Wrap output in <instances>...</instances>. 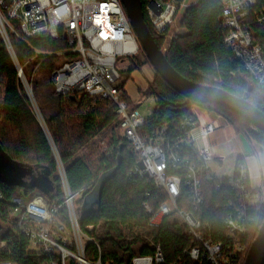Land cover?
I'll list each match as a JSON object with an SVG mask.
<instances>
[{
	"label": "trees",
	"instance_id": "trees-1",
	"mask_svg": "<svg viewBox=\"0 0 264 264\" xmlns=\"http://www.w3.org/2000/svg\"><path fill=\"white\" fill-rule=\"evenodd\" d=\"M141 1L145 22L162 49L166 36H157L145 12L147 2ZM263 5L264 0H258L257 6ZM222 13L221 0H200L198 4L188 7L180 21L187 34L174 37L166 53L168 62L187 80L221 88L264 111V88L257 86L237 60L234 51L225 44ZM257 32L264 35V28L258 27ZM10 39L19 63L24 66V74L32 64H40V68L54 71L60 65L57 66L60 60L64 62L71 59V56L65 55L38 57L31 49L34 47L47 54L67 50L69 46L62 36L59 39H32L29 43L31 47L15 36ZM135 65L132 64V70H135ZM41 85L39 82L34 83L33 91L42 106L47 131L31 110L14 60L0 35V193L3 196L0 199V264H41L43 260V257L30 250L26 235L12 224L10 202L21 196L23 190L29 194L34 189L26 179L20 180L15 176L8 164L32 167L36 173L45 172L56 186V191L48 196L51 204H62L65 195L58 161L64 166L67 185L74 195L80 228L87 231L92 227L89 235L100 246L99 250L92 243L88 245V259L97 261L101 254L103 264H132L137 255L155 253L145 238L147 236L161 244L166 264L179 259L186 264H207L195 262L185 254L195 243L186 236L183 226L173 217H169L162 228L153 229L149 226L150 215L143 205L147 203L158 210L167 196L149 178L138 180L137 184L127 181L130 171L139 164V157L132 151L124 129L117 122L115 104L85 92L60 95L53 84L45 88ZM121 85L124 89L125 85ZM145 95L155 97L157 103L152 116L140 130L143 133L166 123L177 124L191 114L193 107L206 106L188 100L159 75ZM207 107L228 121L237 134L245 135L248 140L252 139L264 148V133H255L250 121L221 105ZM115 122L117 125L105 146L95 149L90 155L77 156L88 141ZM76 128L78 133H74ZM104 177L109 178L104 181ZM204 193L205 201L195 212V216L203 222V235L206 240L225 242L228 235L224 223L228 213L225 205L235 200V193L227 181L219 191H216L215 182H208ZM94 199L95 208L87 210L86 202ZM62 218L69 226L66 207L62 210ZM256 219L257 222L242 240L248 252L264 223V205ZM248 252L237 264H245Z\"/></svg>",
	"mask_w": 264,
	"mask_h": 264
},
{
	"label": "built area",
	"instance_id": "built-area-1",
	"mask_svg": "<svg viewBox=\"0 0 264 264\" xmlns=\"http://www.w3.org/2000/svg\"><path fill=\"white\" fill-rule=\"evenodd\" d=\"M146 2L145 12L151 26L157 36H166L177 15L200 0L194 4H189L187 0ZM221 2L225 44L234 51L257 86L264 88V35L257 32L258 27L264 28V5L258 7V0ZM102 32L107 34V38H102ZM0 35L16 59L11 36L29 47L32 39L64 37L69 46L67 50L47 54L34 47L31 49L38 57L71 56L52 72V84L58 94L85 92L115 104L117 122L124 129L132 151L139 157V164L130 171L127 181L137 184L138 180L149 178L167 196L158 210L147 203L143 205L150 215L149 226L162 228L164 222L173 217L195 243L194 247L185 251L191 260L207 264L238 263L248 252L242 240L257 222L256 217L263 206L251 200L250 169L246 163L248 155L244 153L238 158L233 175L222 179L213 176L208 165L215 158L213 150L210 146L199 149L196 143L199 139L208 138L217 128L214 123L203 124L196 107L177 124L166 123L150 132L140 131L148 119L138 106H133L128 100L125 89L119 83L118 58H127L131 65V59L141 48L121 0H0ZM162 50L165 53L168 48L163 46ZM39 66L37 64L36 69ZM17 70L32 100L24 66L19 63ZM201 108L204 113H216L206 106ZM252 129L262 135L263 131L255 126ZM250 141L254 143V149L249 156L258 158L264 148L254 140ZM58 169L65 195L63 203L36 205L27 197L17 196L10 202L12 224L29 239L30 250L43 257L41 264H103L100 253L97 261L86 257L89 244H94L99 250L100 246L89 235L92 227L87 231L80 228L74 195L67 185L66 172L60 161ZM226 181L235 193V200L225 205L228 209L224 219L227 239L225 242L206 240L202 232L203 222L195 216V212L205 201V185L215 182L216 191H219ZM64 207L68 210L69 226L62 218ZM148 240L155 253L137 255L132 264H166L161 244ZM170 264L186 262L179 259Z\"/></svg>",
	"mask_w": 264,
	"mask_h": 264
},
{
	"label": "rangeland",
	"instance_id": "rangeland-1",
	"mask_svg": "<svg viewBox=\"0 0 264 264\" xmlns=\"http://www.w3.org/2000/svg\"><path fill=\"white\" fill-rule=\"evenodd\" d=\"M196 1L197 0H187L189 4H194L196 3ZM183 14L184 12H181L177 15V17L173 21L172 28L167 32V35L164 39L165 41L163 42V46L167 47L168 49L172 41L174 40L175 36H185L187 34L185 29L182 28L180 25V21L183 17ZM166 53L167 52H165V54ZM62 62L63 60H60L57 63V66ZM131 63L136 64L135 70H133L132 72L131 70L125 68L127 64V58H118V65L120 66L119 70L121 73V79L119 80V83L125 85L124 89L129 97H131L132 99L136 98L133 106H138L139 110L143 113V115L147 119H149V117H151L154 112L153 110L156 107L157 100L153 96L147 97L145 95V91L147 90L148 86H150L152 81L158 76V74L150 64L147 55L144 54L142 47L140 48V51L136 54V56L131 59ZM36 66L37 65L34 66V64L30 65L26 69L27 75L25 74L30 84L29 88H31L32 100L29 99L27 91L24 88L25 86L23 85L21 80H20V84H22L23 86L22 88H24L25 93L28 99L30 100L31 110L34 116L37 118L40 124L41 123L43 124L42 125L43 129L47 131L46 123L44 121V116L41 111L42 106L40 105L39 100L35 97L33 91V84L39 82L40 84H42L41 86L43 88L50 87L52 85L51 81H52L53 70L51 71V69H48L46 67H41V68L39 67L38 69H36ZM153 73H154V78H153ZM134 93L135 96L132 97V94ZM196 109L199 115L201 116V121L203 122V124L214 123L218 127L214 133L209 135L208 138L199 139L196 143V147L201 149L210 146L214 154L216 155L218 154V157L221 156L226 157L225 161L222 162L221 164L217 163L214 160L208 163L213 176L222 179V177L233 175L236 166L238 164L237 158L242 156L244 153H247L249 159L250 157L249 154L254 149L253 148L254 143L248 140L245 135L237 134L235 129L230 125V123H228V121H226L223 117H219L217 113H213V112L204 113V109L198 106L196 107ZM116 125L117 122H115L111 126H108L106 129L100 132L94 139L88 141L89 143L86 144L84 149L77 156L84 157V155L87 154L90 155L91 153L94 152L95 149L101 146H105L106 141H108V137L111 135L112 130ZM78 131L79 130L76 128L74 130V133H78ZM49 138H51L50 135ZM259 147L261 146L259 145ZM261 157L264 158V152L262 153ZM258 164L259 162L256 158H251L250 161L247 163L250 169V174L252 168V177H254L255 180L260 178L259 176L260 168ZM28 180L29 178H27V181ZM21 196H24L25 198L27 197L28 201L33 202V204L36 205H40V204L51 205L50 197H48V195L41 192L40 189L39 190L34 189L29 194H25L23 190ZM95 203H96L95 199L86 202V209L95 208ZM74 207H75V203H74ZM146 238L148 237L146 236Z\"/></svg>",
	"mask_w": 264,
	"mask_h": 264
},
{
	"label": "water",
	"instance_id": "water-1",
	"mask_svg": "<svg viewBox=\"0 0 264 264\" xmlns=\"http://www.w3.org/2000/svg\"><path fill=\"white\" fill-rule=\"evenodd\" d=\"M121 1L124 4L130 24L134 28L144 54L147 55L150 64L156 70L157 74L162 77V79L167 82L172 89L197 104L203 106L221 105L226 107L241 116L244 120L250 121L253 126L264 132V111H260L250 102L235 95H231L221 88L201 85L183 77L174 67L170 65L167 59V54H165L163 50L158 47L149 26H147L145 22V13L143 12L142 1ZM11 55L16 68L18 69V61L13 54ZM41 125L43 124L41 123ZM120 163L121 161L118 163L119 166ZM8 165L9 169L14 171L15 176H17L20 180L29 178L31 188L40 189L41 192L48 196H51L56 191L55 184L45 172L36 173L34 168L23 167L19 164L10 163ZM108 178L109 177H104L103 180L105 181ZM258 233L257 238L250 246L251 248L244 261L245 264H264V223Z\"/></svg>",
	"mask_w": 264,
	"mask_h": 264
},
{
	"label": "crops",
	"instance_id": "crops-1",
	"mask_svg": "<svg viewBox=\"0 0 264 264\" xmlns=\"http://www.w3.org/2000/svg\"><path fill=\"white\" fill-rule=\"evenodd\" d=\"M131 67H132V64L130 65L129 62H127L125 68L128 69V70H132ZM153 78H154V73H153ZM126 95H127V98L130 99V101L134 104V101L136 100V98L135 99H132L131 97L128 96L127 92H126ZM134 96H135V93L132 94V97H134ZM219 117H221V116H219ZM216 128H218L217 125H216ZM214 155H215V158L213 160L216 161L219 164H221L222 162H224L225 159H226L225 156L218 157V154L217 155L214 154ZM261 155L258 158H256L258 160V162H259L258 165H259V168H260V175H259L260 178H258L257 180H255L254 177H252V168H251V174H250V177H251L250 187H251V191H252V199L251 200H252L253 203H255L257 205H264V158H262ZM260 157L262 158V160H261ZM251 158H254V157L250 156L249 159L247 160V163L250 161Z\"/></svg>",
	"mask_w": 264,
	"mask_h": 264
},
{
	"label": "snow or ice",
	"instance_id": "snow-or-ice-1",
	"mask_svg": "<svg viewBox=\"0 0 264 264\" xmlns=\"http://www.w3.org/2000/svg\"><path fill=\"white\" fill-rule=\"evenodd\" d=\"M101 35H102V38H107V34L106 33H101Z\"/></svg>",
	"mask_w": 264,
	"mask_h": 264
},
{
	"label": "flooded vegetation",
	"instance_id": "flooded-vegetation-1",
	"mask_svg": "<svg viewBox=\"0 0 264 264\" xmlns=\"http://www.w3.org/2000/svg\"><path fill=\"white\" fill-rule=\"evenodd\" d=\"M27 180V178H25Z\"/></svg>",
	"mask_w": 264,
	"mask_h": 264
}]
</instances>
